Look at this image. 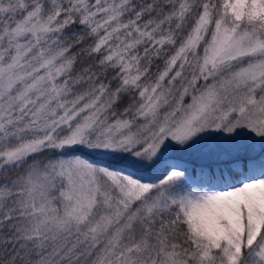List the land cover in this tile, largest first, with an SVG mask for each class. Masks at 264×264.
<instances>
[{"label":"snow or ice","instance_id":"1","mask_svg":"<svg viewBox=\"0 0 264 264\" xmlns=\"http://www.w3.org/2000/svg\"><path fill=\"white\" fill-rule=\"evenodd\" d=\"M0 264H264V0H0Z\"/></svg>","mask_w":264,"mask_h":264}]
</instances>
